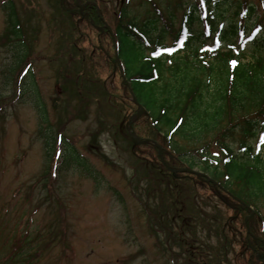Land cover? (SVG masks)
I'll return each mask as SVG.
<instances>
[{"label":"rangeland","instance_id":"374dc122","mask_svg":"<svg viewBox=\"0 0 264 264\" xmlns=\"http://www.w3.org/2000/svg\"><path fill=\"white\" fill-rule=\"evenodd\" d=\"M151 1L129 0L128 9L138 22L155 17L158 31L164 23L156 8L165 16L173 13L178 28L192 2ZM4 2L0 0V264H248L252 241L264 242V207L239 211L202 180L180 175L164 192L165 183L172 181L167 174L159 176L164 171L156 148L129 143L125 126L134 113L110 61L107 36L98 41L96 31L82 24L73 31L72 21L60 15L58 0H11L21 35L6 43ZM250 2L256 9L242 21L243 39L229 35L220 41L221 48L235 43L243 50V62L250 61L252 41L261 38L264 44L262 6ZM119 3L101 0L110 28ZM238 6L231 0L217 9L222 17L215 30L240 25ZM256 21L263 28L252 40ZM192 31L200 35L201 25L194 24ZM211 44L194 41L202 52ZM260 50L264 54V45ZM77 78L79 83L72 84ZM99 86L106 94L96 91ZM41 105L47 124L40 119ZM67 112L76 118L66 119ZM133 124L135 131L148 132L144 119ZM159 138L162 156L179 169L177 153ZM66 145L76 151L84 170L66 160ZM174 185L178 194L172 193ZM184 220L188 227H181ZM249 234L255 239H247Z\"/></svg>","mask_w":264,"mask_h":264},{"label":"trees","instance_id":"16d2710c","mask_svg":"<svg viewBox=\"0 0 264 264\" xmlns=\"http://www.w3.org/2000/svg\"><path fill=\"white\" fill-rule=\"evenodd\" d=\"M74 1L58 0L60 15H66L72 21L73 31L82 24L89 30L96 31L98 41L102 36H107L106 47L109 45L111 48L109 57L114 66L112 39L103 28L95 8L87 5L81 12ZM80 1L96 3L101 15H105L101 0ZM230 1L192 0L183 12L178 28L172 24L173 13L165 16L154 6L158 12L157 18L164 23V28L158 31V20L155 17L148 15L142 22H138V17L133 16L128 9L129 0H121L112 31L118 56L123 61L124 77L132 94L144 109L139 119L146 121L148 132L135 131L138 137L159 142L161 136L169 149L177 153L179 168H197L207 174L242 204L230 199L217 187L203 182L213 192L230 199L240 208L239 211L247 210L244 204L258 210L259 207H264V141L257 140L259 132L264 128V54L260 50L264 44L261 38H254L263 26L259 21L254 23L250 37L254 41L247 50L250 52V61L243 62V58L247 56L243 54V50L235 48V43L228 44L226 48L219 47V38L228 39L232 35L243 39L242 21L253 15L256 9L252 6L254 4L249 3L250 0H241V3L237 0V10L242 18L240 25L235 27L231 24L225 30H215L218 19L222 17V12L217 9ZM256 1L262 6L261 21L264 22V0ZM148 2L153 3L151 0ZM3 4H6L7 27L2 40L9 43L11 37L20 39V24L11 0H5ZM181 4L178 2L177 5ZM74 18L77 21L73 22ZM194 24L201 25L200 35L193 34ZM168 34H171V44H167ZM195 40L202 43L210 40L212 44L202 52L196 49ZM97 47L98 51L101 50L99 45ZM69 57L76 59L71 54ZM79 80L77 78L72 84L77 85ZM120 83L125 87V93H128L121 77ZM96 91L106 94L102 86ZM38 108L41 122L47 124L44 106ZM128 108L133 109V113L136 111V105L132 101H129ZM72 116L66 113V119L76 118ZM133 126L135 127L134 124ZM60 133L59 131L57 138L61 137ZM128 139L132 145L129 136ZM250 140H255L256 143L252 146ZM54 152L52 156L57 159L58 152ZM65 152L67 161L84 170L85 164L72 146L66 145ZM160 167L164 172L159 176L167 174L169 181H172L165 183L164 192H169L170 185L177 182L179 175L199 180L188 174L173 175ZM176 185L173 186L172 193L178 194ZM187 221L184 220V226L181 227H188ZM250 245L253 248H247L252 254L248 264H264V242L253 240Z\"/></svg>","mask_w":264,"mask_h":264},{"label":"water","instance_id":"95a60500","mask_svg":"<svg viewBox=\"0 0 264 264\" xmlns=\"http://www.w3.org/2000/svg\"><path fill=\"white\" fill-rule=\"evenodd\" d=\"M78 5V4H77ZM107 30L109 31V33L111 34L112 36V40H113V47H114V57H115V63H116V67L118 68L119 72H120V75L123 77V73H122V69H121V65H120V61H119V57H118V53H117V47H116V43H115V39L112 35V32L111 30L106 27ZM125 81V80H124ZM128 86V85H127ZM132 99L134 101L135 104H137L135 98L132 96ZM139 110L137 111V113L135 115H133L129 120H128V127H129V135H130V138H131V141L134 143V144H142V143H146L147 141H142L140 140L139 138H137V136L135 135L134 131H133V128H132V122L134 120L135 117H137L138 115L141 114L142 112V109L141 107H138ZM159 149V152H158V155H159V159H160V162L161 164L168 170L170 171L171 173H187V174H190V175H194V176H199L200 174L193 171V170H189V169H183V170H174L170 167H168L166 165V163L164 162V159L162 158V154H161V151H160V148ZM210 183L214 184L213 181H210Z\"/></svg>","mask_w":264,"mask_h":264},{"label":"snow or ice","instance_id":"6c2138e0","mask_svg":"<svg viewBox=\"0 0 264 264\" xmlns=\"http://www.w3.org/2000/svg\"><path fill=\"white\" fill-rule=\"evenodd\" d=\"M233 63H235V62H233Z\"/></svg>","mask_w":264,"mask_h":264}]
</instances>
